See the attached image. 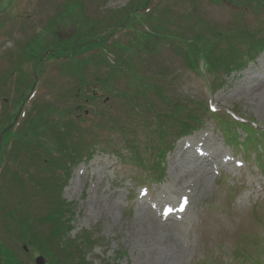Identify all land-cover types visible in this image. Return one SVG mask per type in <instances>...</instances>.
Segmentation results:
<instances>
[{"label":"rangeland","instance_id":"obj_1","mask_svg":"<svg viewBox=\"0 0 264 264\" xmlns=\"http://www.w3.org/2000/svg\"><path fill=\"white\" fill-rule=\"evenodd\" d=\"M8 1L0 0L1 141L30 91L32 61L18 56L29 42L42 31L38 41L50 54L64 50L72 34L82 43L87 31L91 37L115 33L142 0ZM263 25L264 0H153L107 38L108 59L99 54L101 65L84 67L85 90L98 89V95L82 93L77 73L58 59L38 66L42 81L16 128L28 136L33 119L44 118L39 145L18 142L3 165L0 145V241L9 248L8 238L19 235L18 251L29 244L47 264H264V137L240 125L264 133V52L215 75L203 61L190 68L182 43L201 40L226 50L237 42L233 32L246 28L260 37ZM175 105L194 115L184 121L191 128L184 136L171 126L181 110ZM60 116L95 132L73 144L75 135L51 130ZM161 118L163 139L155 129ZM204 135L219 158L199 168L201 186L171 197L176 174L193 166L174 160L180 142ZM68 142L72 151L56 160L51 152ZM55 202L63 204L65 217L41 220ZM155 209L185 220L169 234L160 231L168 235L159 245L151 237L159 229ZM32 221L36 240L22 241L20 230ZM172 240L180 256L161 249Z\"/></svg>","mask_w":264,"mask_h":264},{"label":"trees","instance_id":"obj_2","mask_svg":"<svg viewBox=\"0 0 264 264\" xmlns=\"http://www.w3.org/2000/svg\"><path fill=\"white\" fill-rule=\"evenodd\" d=\"M12 1L14 0H9L8 4L10 5ZM152 3H153V0H142L136 8L129 11L125 19H127V17H129L130 14L133 15L135 12L139 11L140 8L142 10H145L146 7L152 5ZM78 4L82 6L81 2H79ZM125 19L123 21L120 20L121 23L119 25V28L116 30L115 33H112L113 32L112 31L111 32L112 35L111 33H109L108 35H105V36L91 37L88 33L89 31H87L83 34V37L85 38V40L84 42L81 43V42H74V39H78V34H74V35L72 34L71 37L66 39L67 44L64 50L50 51L49 52L50 54H48V51L50 49L48 50V48L46 47V44L39 43L38 41L39 38L43 37V35L41 34L42 31H41V33H38L37 38L30 41L28 46L25 49H23L22 52H20L18 56H27V58L32 61L31 62L32 69L29 72V75L32 78V83H29L28 86H30L29 88L30 91L26 94L25 98L21 101L20 105L18 106L16 110V114L12 116V119L9 124L10 128L5 131L3 140L1 141L0 139V145L1 147L3 146L2 152H1L2 154L1 164L2 165L6 162H9V159L7 158L9 156L11 157L12 153L16 151L14 147L16 144H18V142L22 143L25 140L26 142L30 143L35 148L38 147L39 145L38 143L39 141L36 140V136H37V131L40 132L41 129L46 124V120L44 118L41 117V119H37V118L33 119L31 123L32 124L31 128L27 130L28 136H24L25 133L22 134L21 131L18 128H16L19 122L21 121L24 108H26V106L29 104L34 92L37 91L40 81H42V74L39 72L38 66H42L48 62L54 63V60L58 59L62 62L63 66L67 67V69L71 68L73 73L74 72L77 73L78 79L81 85L82 93L86 94V96H90V93L97 94L98 89L91 88L89 90H85L86 88L85 85L87 83H86V79L84 76L85 75L84 67L86 65H89V63L92 61H95V63L99 62V65L103 63V61L100 59L99 54H102L106 56L105 58H107V53L104 51V47L108 46V44L105 43V41L107 40V38L109 37L113 38V36H116V34L119 33L120 27L124 24ZM88 20L90 23V27H93L95 23L92 22V19H88ZM57 29L58 27L53 32L54 36H55ZM261 31H262V34L260 35V37H257L258 34L256 32L249 31L246 28L233 32V36H234L233 38L237 42L235 43L232 42L233 38L226 39V40H230L234 45L230 46V48L226 50H221V51H219L218 47L215 46L212 42L203 43L202 45L201 40H194L192 42L182 40L183 45L186 46V54H184V60L186 64L190 68H193V69H197L199 62L203 61L205 70L215 75L219 74L220 72L222 73L230 72L231 73L233 69H236V70L240 69L243 64L246 65L248 62L255 60L260 54L264 52V25L261 27ZM96 38H99V40H97ZM18 65L19 64H17V66ZM16 69L19 70L20 68L16 67ZM18 80H19V84L23 82L21 78H19ZM36 80H37V85H36L35 91L31 93V89L33 85L35 84ZM145 94L146 93L143 92L140 95L144 96ZM158 94L160 95V91H158ZM175 107H179V109L181 110L179 114L177 113L174 117L176 124L171 125V126H173V128H177V126H180L179 136H184L186 135L187 130H191V128H189V126L184 121L194 120V115L192 114L190 110H183L184 108L181 105H175ZM21 108H22V112L19 114V111ZM186 112H188V114L185 116V119L182 122L181 119L184 118V113ZM18 114H19V119L15 123V119ZM102 116L106 117L104 119H107V116L109 115L106 116V113H102ZM163 116L167 119L169 117V114L166 113ZM216 117L218 120H220L223 123L227 122L223 117L219 115H217ZM54 120L55 121L52 124L51 130L53 131V128H55L56 129L55 133H57V135L59 136L60 135L65 136L67 134L75 135V137H73L74 138L73 144L80 143L82 139L87 141L86 135L89 133L93 135V133L95 132L93 129H91L90 132H88L87 130L89 129H85L86 127H83L80 121L76 122L71 119H67V118L65 119L64 116L57 117ZM165 120H162L161 118L160 122H158L157 127H155V129L157 130V134L159 135V139H163L161 134L163 132H167V123H165ZM238 120L240 122L243 121L241 119H238ZM240 125L244 127L247 131H251L257 138L264 137V133L257 131L252 127H246L243 124H240ZM3 130H4V127L0 126V133ZM32 139H35V141H33ZM238 145L240 147L243 146L242 143H239ZM69 146H70L69 142L65 146L63 145L56 146L55 147L56 151L51 152L52 156L56 160H59V161L65 160V158H67L68 156V152L72 151L71 149L69 150L70 148ZM74 146H77V145H74ZM166 152L167 151H165V153ZM70 160L72 159H68V161ZM62 171L65 173L64 170ZM47 191L53 192L52 188H47ZM63 210L64 211L66 210L63 204L61 202H55L51 209V213H49L48 216L43 217L41 220L50 221V223L59 222V220H62L65 217ZM56 227L58 231L64 230L62 226L61 227L56 226Z\"/></svg>","mask_w":264,"mask_h":264},{"label":"bare ground","instance_id":"obj_3","mask_svg":"<svg viewBox=\"0 0 264 264\" xmlns=\"http://www.w3.org/2000/svg\"><path fill=\"white\" fill-rule=\"evenodd\" d=\"M206 138L207 136L204 135L195 139L180 142L174 156V160H190L193 166L188 167L184 171L176 174L177 178L175 183H173L174 189L168 188L167 191L171 195V197L174 198L177 195L185 196L190 191H192V189L195 190L198 186H201L204 181L197 175L199 168H201L203 171L204 163L209 161H211L210 163H212V161H216L219 158L218 148H216V145L207 144ZM175 168L177 170L179 169L177 166H175ZM167 198L171 199L169 196H167ZM156 215H158L159 219L156 217ZM152 218L159 227V229H157V231H155L154 234L151 235L152 240L154 241V245H159V240L169 234V232L171 231L170 228H177L179 227L178 224H183L185 221L184 219H181V217L177 214H169L165 211V209L161 212L155 209ZM160 231L166 233L168 232V234L164 235ZM170 242V245H165L161 249L170 251V255L172 254L174 256H180V249L179 247H176V242H174L173 240Z\"/></svg>","mask_w":264,"mask_h":264},{"label":"flooded vegetation","instance_id":"obj_4","mask_svg":"<svg viewBox=\"0 0 264 264\" xmlns=\"http://www.w3.org/2000/svg\"><path fill=\"white\" fill-rule=\"evenodd\" d=\"M32 221L31 223H33ZM13 230V229H12ZM11 230V232H12ZM21 240L22 236L27 239L29 238V242L33 243L36 240V224L31 225L29 230L22 231L20 230ZM18 235V234H17ZM19 235L16 238H8V242H11V246L8 248L5 246L3 241H0V264H37L36 260L39 256L36 251L30 249V245L26 244L23 247V252L18 251L17 247H20V241H16ZM32 248V247H31ZM47 264V263H46Z\"/></svg>","mask_w":264,"mask_h":264},{"label":"water","instance_id":"obj_5","mask_svg":"<svg viewBox=\"0 0 264 264\" xmlns=\"http://www.w3.org/2000/svg\"><path fill=\"white\" fill-rule=\"evenodd\" d=\"M36 263L37 264H46L45 258L43 256H38Z\"/></svg>","mask_w":264,"mask_h":264}]
</instances>
